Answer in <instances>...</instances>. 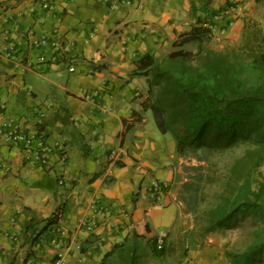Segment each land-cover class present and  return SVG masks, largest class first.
Wrapping results in <instances>:
<instances>
[{
  "label": "crops",
  "instance_id": "0c3cea01",
  "mask_svg": "<svg viewBox=\"0 0 264 264\" xmlns=\"http://www.w3.org/2000/svg\"><path fill=\"white\" fill-rule=\"evenodd\" d=\"M43 1L0 0V264H54L58 253L100 264L127 234L161 236L175 218L155 208L165 196L150 186L166 184L175 144L143 107L146 78L133 72L190 32L189 0H49V10ZM255 7L244 0L229 36ZM32 108L47 111L48 141L65 144V186L58 153L48 168L1 139L3 124Z\"/></svg>",
  "mask_w": 264,
  "mask_h": 264
},
{
  "label": "trees",
  "instance_id": "16d2710c",
  "mask_svg": "<svg viewBox=\"0 0 264 264\" xmlns=\"http://www.w3.org/2000/svg\"><path fill=\"white\" fill-rule=\"evenodd\" d=\"M213 2L189 0L190 32L160 59L144 54L133 75L146 78L143 107L152 112L158 130L171 135L178 156L201 148H249L230 168L220 201L207 211L198 231L187 230L175 239L176 217L162 236L144 240L132 231L104 254L100 264H186L192 245L201 246L206 235L230 226L232 220L255 216L264 221V175L259 172L264 165V26L245 19L239 41L214 50L206 45L215 34L208 24L223 9H214ZM255 2L264 7V0ZM190 42L196 44L193 51L182 48ZM61 209L59 205L48 224L57 222ZM263 250L264 235L243 254L226 256L230 264H252Z\"/></svg>",
  "mask_w": 264,
  "mask_h": 264
},
{
  "label": "rangeland",
  "instance_id": "374dc122",
  "mask_svg": "<svg viewBox=\"0 0 264 264\" xmlns=\"http://www.w3.org/2000/svg\"><path fill=\"white\" fill-rule=\"evenodd\" d=\"M216 2L219 5L218 9L223 11L230 7L236 9V13L230 15V18L222 14L221 10L216 20L212 22L215 34L206 45L220 51L234 45L240 39L243 23L236 39L229 34L235 21L240 18L244 0H216ZM242 17L244 20L253 19L264 26V7L250 8V15ZM179 39L171 41V38H168L167 45L159 47V54L154 56L160 59L168 52L177 49L172 43ZM195 47L196 44L190 42L182 48L193 51ZM247 148L249 146L246 144L236 145L223 152L201 148L188 150L181 156L174 151L170 164L171 174L167 179L164 178L166 180V184L163 182L164 186L159 184L166 203L162 199L159 206L155 205V208L163 209L170 206L174 209L176 219L174 218L173 237L175 239L179 240L187 230L198 231L202 227L207 211L220 201V195L225 191L230 168L238 158L243 156ZM259 172L264 175V165L259 168ZM152 191L155 193L154 189ZM133 196H135L134 193ZM168 228L163 230L161 236ZM262 235H264V221L261 218L239 217L232 220L230 226L206 235L201 246L192 245L188 251L186 264H230L226 253L232 256L241 255L247 251L255 239L261 238ZM252 264H264V250L255 256Z\"/></svg>",
  "mask_w": 264,
  "mask_h": 264
},
{
  "label": "built area",
  "instance_id": "2783aa9c",
  "mask_svg": "<svg viewBox=\"0 0 264 264\" xmlns=\"http://www.w3.org/2000/svg\"><path fill=\"white\" fill-rule=\"evenodd\" d=\"M122 1L127 3L130 2V0ZM41 7L49 10L53 8V4L49 0L43 1L41 2ZM234 13H236L234 7L222 11V14L228 18ZM216 18L217 15L212 18V21H215ZM208 25L215 33L212 25ZM70 70L72 71L73 69L70 68ZM47 118V111L43 108L23 109V113L20 115L18 121L5 122L3 124L4 131L2 132L1 139L5 144L19 148L23 153L24 159L28 162H33L48 168L52 166L49 165L51 164L53 155L58 153L61 166L57 167V184L62 187L66 185L63 165L66 162L67 153L65 151V144L60 138L54 137V139H51L49 142V137H45V130L41 126L46 124L45 121H47ZM113 154H115V152H113ZM150 186L158 194L161 193L159 183L156 180L151 181ZM54 264H68V262L62 253H58Z\"/></svg>",
  "mask_w": 264,
  "mask_h": 264
}]
</instances>
